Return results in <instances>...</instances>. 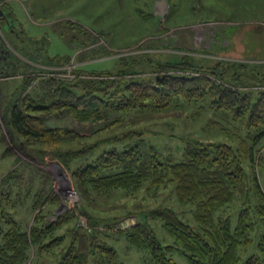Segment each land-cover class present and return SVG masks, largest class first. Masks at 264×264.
I'll use <instances>...</instances> for the list:
<instances>
[{
  "label": "trees",
  "instance_id": "obj_1",
  "mask_svg": "<svg viewBox=\"0 0 264 264\" xmlns=\"http://www.w3.org/2000/svg\"><path fill=\"white\" fill-rule=\"evenodd\" d=\"M9 23L0 15V76L22 69L3 121L9 139L23 153L31 157L29 148L35 146L43 159L49 150L71 171L81 198L89 202L94 193L171 184L177 202L192 205L193 223L159 206L117 230L130 245L146 250L152 264H177L170 256L173 249L187 264H264V63L250 65L248 72L249 64L197 67L182 57L154 63L152 72H172L161 79L135 77L129 68L93 71L97 77L89 78L81 76L87 72L80 67L70 78L64 70H52L69 63V55H50L47 37L16 35ZM7 28L13 36L9 41L23 43L19 50L42 68L8 50L3 42ZM169 107L190 120L210 112L207 125L225 131L229 140L189 135L182 138L179 157L167 153L146 134L152 119ZM97 134L100 139L88 141ZM49 182L46 171L24 161L0 178V264H23L31 251L54 253L55 248L58 264H124L116 249L100 239L99 219L81 204L47 220L49 210L43 204L58 201ZM19 204L30 212L27 224L18 215ZM75 211L86 215L88 227L74 224L63 231ZM154 218L162 221L171 244L157 239L149 222Z\"/></svg>",
  "mask_w": 264,
  "mask_h": 264
},
{
  "label": "rangeland",
  "instance_id": "obj_2",
  "mask_svg": "<svg viewBox=\"0 0 264 264\" xmlns=\"http://www.w3.org/2000/svg\"><path fill=\"white\" fill-rule=\"evenodd\" d=\"M11 5L15 7L17 16H26L25 20L15 17L9 1L0 0V15L10 19L13 31L18 32L16 35L29 33L34 28L37 32L33 37H47L50 55H69L70 58L69 63L52 70H64V76L70 78L76 76L73 70L80 67L87 72L81 76L89 78L97 77L90 74L93 71L132 69L135 77L152 75L161 79L172 72H152L154 63L182 57L197 67H210L220 62L249 64L246 65L248 72L252 70L250 65L264 63V0H13ZM3 29L0 25V38L4 35ZM5 32L8 40L5 37L3 42H6L8 50L23 62L37 66L24 55L23 49L19 50L23 43L9 41V37L13 39L11 31L7 28ZM41 45L45 50V44ZM21 69L15 75L0 76V178L22 161L46 171L50 187L58 197L55 205L43 204L44 211L49 210L47 220H56L81 204L87 213L99 219L100 239L116 249L121 262L152 264L146 250L130 245L117 230L139 222L144 211L159 206H168L178 216L193 223L192 205L177 202L171 184L160 189L143 186L133 191L117 188L100 195L94 193L93 201L89 202L81 198L71 171L49 150L43 159L35 151V146L29 148L31 157L23 153L21 145L9 139L3 121L10 93L18 90L15 81L21 78V73H18ZM159 112L152 119L153 124L147 127L146 138L165 147L167 153L173 152L175 157L180 155L184 143L182 138L189 135L200 140H229L225 131L207 125L208 111L197 113L194 120L176 108L169 107ZM99 134L92 135L88 141L98 139L101 137ZM235 205L234 202L232 206ZM19 206L18 215L27 224L28 220L31 221L26 208L28 201L26 206ZM37 211L34 209L33 213ZM74 218L62 226L63 231L74 224L84 229L88 227L89 221L83 213L75 211ZM149 222L163 245L173 242L161 220L154 218ZM54 250V253L37 254L31 251L23 264H58L59 249ZM170 256L177 264H187L185 256L176 249L170 252Z\"/></svg>",
  "mask_w": 264,
  "mask_h": 264
},
{
  "label": "crops",
  "instance_id": "obj_3",
  "mask_svg": "<svg viewBox=\"0 0 264 264\" xmlns=\"http://www.w3.org/2000/svg\"><path fill=\"white\" fill-rule=\"evenodd\" d=\"M8 1H9V3H10L11 9H12V10L14 11V13H15V10H16V9H15V7H14L13 5H11V3H12L13 0H8ZM15 1L19 2V0H15ZM27 1H30V2H31V0H27ZM18 4L20 5V3H18ZM32 4H34V1H33ZM15 17H18L19 19L22 18L23 20H25V18H26V16H24V17L17 16L16 13H15ZM32 30H33V32H32ZM32 30H29V33H30L31 35L35 36L34 34L37 32L36 29L33 28ZM33 33H34V34H33Z\"/></svg>",
  "mask_w": 264,
  "mask_h": 264
},
{
  "label": "water",
  "instance_id": "obj_4",
  "mask_svg": "<svg viewBox=\"0 0 264 264\" xmlns=\"http://www.w3.org/2000/svg\"><path fill=\"white\" fill-rule=\"evenodd\" d=\"M168 75H170V74L164 75V77H168Z\"/></svg>",
  "mask_w": 264,
  "mask_h": 264
}]
</instances>
